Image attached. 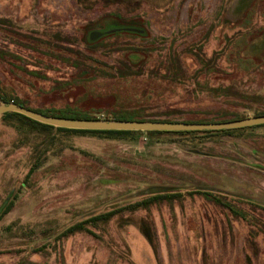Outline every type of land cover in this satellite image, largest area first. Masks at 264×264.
<instances>
[{"label":"rangeland","instance_id":"1","mask_svg":"<svg viewBox=\"0 0 264 264\" xmlns=\"http://www.w3.org/2000/svg\"><path fill=\"white\" fill-rule=\"evenodd\" d=\"M104 19L143 37L92 42ZM0 87L30 109L102 121L254 118L264 114V0H0ZM43 140L0 119V264H264V127L52 132L53 147L33 154ZM157 186L172 191L136 196ZM79 223L88 232L65 233Z\"/></svg>","mask_w":264,"mask_h":264},{"label":"trees","instance_id":"2","mask_svg":"<svg viewBox=\"0 0 264 264\" xmlns=\"http://www.w3.org/2000/svg\"><path fill=\"white\" fill-rule=\"evenodd\" d=\"M108 19V18H107ZM107 19H104L103 24L107 27L106 29H104V35L101 39H99L97 42L103 40L104 38L110 37L113 34H122V33H126L125 31H123L124 28H136L139 29L137 27H135L132 23H123V24H119L117 21H113V26L112 24L106 23V21H108ZM141 30V29H139ZM142 31V30H141ZM130 33V32H128ZM132 35H134L135 33H130ZM140 34L139 36L143 37V34L141 33H137ZM136 34V35H137ZM89 43H92L90 40L88 41ZM96 43V42H95ZM123 72H120L119 74H121ZM137 73L133 72L130 69H126V73L123 75L124 76H135ZM84 75H88L87 72H81L80 76H84ZM0 103H6V104H17L19 106H22L28 110L46 115V116H50V117H56V118H64V119H71V120H88V121H99L101 120L100 118L97 117H86V116H81V115H73V116H68L65 115L61 112H43V111H38V110H33L28 108L26 105H24L23 103L19 102L16 99L13 98H7L2 91V88L0 87ZM258 116H264V114H258L256 115V117ZM1 121L7 125L8 127H11L15 130H17L19 133H23V132H31V134H35L38 136H43L44 140L41 143H38L36 145L33 146V154H35V151L39 150L40 145L42 144L44 146V150H50L53 145L54 142H51L48 139L49 134H51L52 132H56L59 134H73V135H96V136H118L119 138H124L127 136H138V135H142L145 134L147 135L149 138H158V137H183L186 135H192V134H221V133H232L234 132V130L231 131H216V132H152V133H141V132H119V131H83V130H68V129H61V128H54L51 126H47V125H43L40 124L38 122H35L33 120H30L20 114H16V113H7L5 115L0 116ZM103 121H113V122H165V123H224V122H232V121H240V120H231V121H219V122H195V121H189V122H174L171 120H161V119H155V118H150V117H139L134 119L132 116L129 118L122 116L121 114H112L110 116L104 117ZM257 127H264V125L261 126H256ZM240 130V129H239ZM53 139V137H52ZM61 142V140H60ZM39 153V151H38ZM37 153V154H38ZM37 165V162H34V165L32 166V169L30 170L29 175L34 171V167ZM174 191V190H173ZM171 192V191H170ZM158 195V194H156ZM139 206H133L131 207V209H136ZM6 208L7 206L3 209L2 213L0 214V219L2 217V215L6 212ZM130 209V208H129ZM116 215L115 212H109L107 214H103L101 216L95 217L91 220V223L96 225L97 223H99L100 221L102 222H109L114 216ZM85 224L87 223H79L76 224L75 226H72L71 228H69L65 233L67 235H74L77 233H83V232H88V230L85 228ZM89 233H91L89 231ZM94 235V234H93Z\"/></svg>","mask_w":264,"mask_h":264},{"label":"water","instance_id":"3","mask_svg":"<svg viewBox=\"0 0 264 264\" xmlns=\"http://www.w3.org/2000/svg\"><path fill=\"white\" fill-rule=\"evenodd\" d=\"M123 31L130 33H141L136 28H124ZM104 35L103 32H95L90 36L91 41H97ZM7 113L20 114L30 120L54 128L83 131H119V132H216L231 131L245 128H252L264 125V116L248 118L240 121L224 123H165V122H113V121H88V120H71L46 116L31 110H28L17 104L0 105V116ZM172 191L170 187H152L142 190L136 194L138 197L152 196L156 194ZM5 202L0 208V214L6 207Z\"/></svg>","mask_w":264,"mask_h":264}]
</instances>
